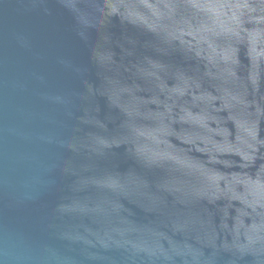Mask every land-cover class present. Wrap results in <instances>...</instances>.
Returning <instances> with one entry per match:
<instances>
[{
  "label": "water",
  "instance_id": "obj_1",
  "mask_svg": "<svg viewBox=\"0 0 264 264\" xmlns=\"http://www.w3.org/2000/svg\"><path fill=\"white\" fill-rule=\"evenodd\" d=\"M0 264H264V0H0Z\"/></svg>",
  "mask_w": 264,
  "mask_h": 264
}]
</instances>
